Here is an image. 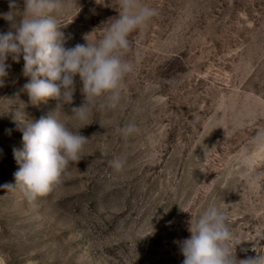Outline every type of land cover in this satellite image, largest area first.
Here are the masks:
<instances>
[{"label": "rangeland", "instance_id": "1", "mask_svg": "<svg viewBox=\"0 0 264 264\" xmlns=\"http://www.w3.org/2000/svg\"><path fill=\"white\" fill-rule=\"evenodd\" d=\"M23 15L24 0H15ZM157 11L129 34L134 71L121 101L96 100L79 129L83 157L62 182L32 199L14 173L22 148L16 120L70 112L84 100L79 77L71 105L35 103L23 86V58L6 63L0 87V264H182L189 222L215 204L227 214L238 259L264 253V0H139ZM119 0H65L57 14L66 47L98 42ZM9 0H0V13ZM9 22L0 16V33ZM58 103V104H57ZM16 119V120H15ZM135 123L140 131H120ZM126 160L117 171L111 161ZM246 251H241V249ZM255 250V251H254ZM257 252V253H256Z\"/></svg>", "mask_w": 264, "mask_h": 264}, {"label": "clouds", "instance_id": "2", "mask_svg": "<svg viewBox=\"0 0 264 264\" xmlns=\"http://www.w3.org/2000/svg\"><path fill=\"white\" fill-rule=\"evenodd\" d=\"M64 7L65 0H24L23 15L18 18L16 2L9 0V11L0 13L9 22V30L0 33V87L4 86L10 68L7 58L19 62L22 57L23 75L29 78L23 88L31 101L46 102L52 98L60 107L71 105L77 76L84 97L80 106L70 109L80 121L76 131L54 113L36 120L15 119L22 132V148L13 149L19 168L14 173L15 184L3 187L20 185L32 199L50 193L54 185L62 182L68 166L83 157L89 138L79 129L92 123L96 100L107 96L110 107L118 106L122 81L134 71L133 62L124 58L130 48L128 36L158 14L139 0H119V14L98 42L86 40L84 44L66 47L71 37L61 31L67 25H61L57 19ZM120 131L128 137L140 129L129 123ZM254 143L264 145V130L254 138ZM110 163L120 171L126 160L115 158ZM188 230L190 236L179 242L182 264H264V253L237 258L235 248L244 240H237L226 212L215 204L203 207L190 220Z\"/></svg>", "mask_w": 264, "mask_h": 264}]
</instances>
